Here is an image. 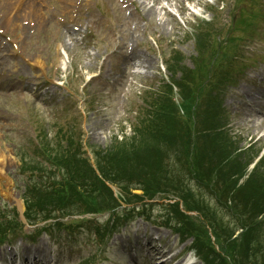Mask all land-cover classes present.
<instances>
[{"label": "rangeland", "instance_id": "obj_1", "mask_svg": "<svg viewBox=\"0 0 264 264\" xmlns=\"http://www.w3.org/2000/svg\"><path fill=\"white\" fill-rule=\"evenodd\" d=\"M75 1L37 0L36 3L44 9L45 23L37 22L31 10L26 9L31 15L25 14L22 6L18 17L26 25L0 26V36L5 42L0 46V201L10 207L16 204L18 214L23 210L20 192L24 179L16 175L19 164L17 144L28 142L34 136L33 127L40 121L52 123L57 117L64 121L65 127L78 122L83 132L82 140L90 147L107 146L114 134H120L121 125H125V134L130 137L133 133L129 134L127 120L133 119L137 106L142 104L137 96H141L139 90L147 85H157L160 72H165L161 67L162 57L168 56L171 50L181 52L185 65L193 67L196 47L190 38L193 33L188 24L191 23L192 27L205 24L197 25L201 21L198 18L193 24L195 15L189 10L198 11L197 6L205 3L203 0H139L144 1L142 5L137 0H120L125 7H120L118 0H87L86 9L77 15L81 29L73 32L71 27L58 24L62 20L69 24L75 19L66 11V6ZM96 3L101 6L102 14L93 7ZM148 7L154 10L149 13ZM234 8L233 0H215L213 6L207 4L204 7L205 18L221 33L220 38L230 28ZM59 17L60 22H57ZM28 20L34 22L33 27ZM261 24L262 27L250 34L251 38L234 32L235 36L243 38L236 41L235 51L241 52L242 59L239 60L246 66L238 73L235 64L234 80L221 93L231 133L240 138L238 146L255 144L251 154H243L244 162L251 161L258 154L257 149L261 156L264 149V106L257 110L254 104L252 107L248 104L258 100L256 96L260 95L264 105V58H261L264 54V21ZM126 45L132 51L129 52ZM84 79H87L86 84H83ZM60 80H64L62 85H59ZM133 81L137 83L133 84ZM34 87L39 96L29 92ZM84 99L92 103L89 112L83 111ZM202 115H199L196 129L205 130ZM136 142L134 153L148 150L147 144H154L146 140ZM220 161L216 160L217 163ZM148 162L154 164L153 159ZM219 165L227 168L223 163ZM253 175H257L258 184L264 183V160L257 164ZM253 192L258 196L250 198L251 193L247 191L250 201L264 197V186H257ZM207 197L205 202L213 205L218 213L216 199ZM238 200L241 201V195ZM153 201L157 205L151 208L152 217H159V205L164 199L156 197ZM212 212L215 213L213 209ZM106 216L97 214L91 220L100 225ZM95 235L93 227H81L72 238L76 240L66 245L53 244L47 235L39 236L38 241L31 244L18 235L11 239L15 248L12 244L0 245V257L3 254L8 261V251L12 249L40 247L45 250L43 253L49 263L52 253L55 254L54 260L60 259L57 256L60 253L65 258L60 259L59 264H79L82 257H88L90 264H150L142 261L137 253L135 259H131L130 246L140 243L144 235L147 238L160 236L163 243L176 240L170 230L141 218H134L127 227L120 228L102 250H96Z\"/></svg>", "mask_w": 264, "mask_h": 264}, {"label": "trees", "instance_id": "obj_2", "mask_svg": "<svg viewBox=\"0 0 264 264\" xmlns=\"http://www.w3.org/2000/svg\"><path fill=\"white\" fill-rule=\"evenodd\" d=\"M131 147L132 146L128 144L127 150H129V148ZM140 153H135V154L128 153L127 154L126 152L117 148L113 151L106 153L105 157L109 158L108 160L109 166L106 163L103 164V161L102 162L100 161L98 164L99 169L102 175L106 179L114 180V181L120 180L119 173H123V171L129 172L131 174V178L136 179L138 182H140L143 185L144 192L148 194V196H152L153 193L156 191L165 190V188L168 186V182L170 181L172 177H170V175L166 173V170L163 166L158 165L156 162H154V160H153L154 164H151L150 162H148L149 159H146V158L144 159V161H140L138 159L139 157H137ZM237 167H239V165ZM235 174L236 173H234L231 176V178L229 177L228 180L227 179L225 180L224 192H228L232 190L234 191L233 195L235 197V195L238 193L247 196V191H250L251 193L249 196L250 198L257 197L258 195L253 191L256 190L257 186L259 185L264 186V183L258 184L257 176H255V177L249 178L246 181L248 184L236 188L239 175L237 174V176H234ZM249 185L251 186L250 189H248L250 187ZM174 188L180 191L177 195L183 198L186 207H188L189 204H188L187 195H186L188 194V191L180 188L178 183L174 184ZM233 201H235L234 198H233ZM243 204H244L243 208L241 205V208H242L240 209L241 212L247 213L249 217L255 216L256 218L258 213L255 209L258 204H253L248 201H244ZM183 217H184L185 223L188 224L189 228L197 227L196 223L193 222L192 219H190L188 216L183 215ZM240 224L243 227L245 226L246 229L244 230L241 237H238L237 239H232L230 236L231 235L230 231H227L226 228H222V227H218V230H217V227L215 226L214 222L209 221V225L212 228L216 238L218 239V245L225 248L226 250L225 254H227L229 260H232V262L228 264H235L237 260L236 258L238 257V255H241V254L243 255L244 251H247L246 237L243 235L246 233L247 228H248V232H252L254 229H256L258 225L257 222H255L254 224V220L247 221V224L242 223V222H240ZM202 229L206 236L205 240H207L208 237L206 235V229L204 228V226H202ZM250 245L252 248L255 247L252 241L250 242ZM261 245H262L261 243H258V245L256 246L260 247ZM210 248L213 252H215L212 246H210ZM251 252L254 253V250L251 249Z\"/></svg>", "mask_w": 264, "mask_h": 264}, {"label": "bare ground", "instance_id": "obj_3", "mask_svg": "<svg viewBox=\"0 0 264 264\" xmlns=\"http://www.w3.org/2000/svg\"><path fill=\"white\" fill-rule=\"evenodd\" d=\"M3 1H5L4 4H3ZM3 1H2V4H1V7H0L2 14L9 21L16 20L17 17L20 15V12L18 11L19 9L15 10L14 7H13V4H10V0H3ZM26 9H28V10H31V9L29 7H27V6L24 7L25 14H30L31 12L30 13L26 12ZM36 9H37V7H35L33 9V13L36 11ZM152 10H154V9L153 8H149V10H148L149 13L152 12ZM38 252H39L38 250H30V249H26L24 251L25 254H34V255L38 254ZM17 256H18L17 254H12L11 253V257L16 258ZM19 256H21V255H19ZM22 260H23V262H26L28 260V258L26 256H22ZM12 264H14V263H12Z\"/></svg>", "mask_w": 264, "mask_h": 264}]
</instances>
